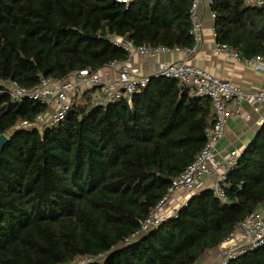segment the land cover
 <instances>
[{
    "label": "trees",
    "instance_id": "1",
    "mask_svg": "<svg viewBox=\"0 0 264 264\" xmlns=\"http://www.w3.org/2000/svg\"><path fill=\"white\" fill-rule=\"evenodd\" d=\"M189 0H0V80L22 88L123 62L135 46L191 50ZM215 42L242 60L264 58V9L213 0ZM96 36V38H90ZM46 107L0 89V264H195L264 203V123L224 182L201 190L156 229L143 221L193 162L213 124L210 100L151 77L131 104L77 98L42 129ZM230 264H264V246Z\"/></svg>",
    "mask_w": 264,
    "mask_h": 264
},
{
    "label": "built area",
    "instance_id": "2",
    "mask_svg": "<svg viewBox=\"0 0 264 264\" xmlns=\"http://www.w3.org/2000/svg\"><path fill=\"white\" fill-rule=\"evenodd\" d=\"M130 1L116 0L121 4H127ZM189 1V34L194 40V46L187 51L192 54L202 40V25L198 15L199 5L204 2L210 8L213 0ZM244 3L247 6L264 9V0H244ZM210 16L214 21V14L211 13ZM109 41L113 46L126 52L125 61H112L96 70L86 68L70 73L61 80L42 78L38 85L30 89L22 88L15 82L0 80V89L11 99L17 102L26 100L39 102L46 107L45 112L39 114L34 122L23 121L17 124L15 129L40 130L46 125L61 122L75 100L84 94H89L93 104L101 108L117 102H126L130 105L137 87L145 86L151 77L177 80L182 87L190 89L192 95L210 100L213 108V124L205 130V144L199 154L172 181L163 199L140 222V233L156 229L162 223L176 217L179 207L169 205L174 194L182 191L190 197L193 196L201 190L202 178L205 176L213 177L210 189L221 202H224V182L227 174L236 164L239 154L233 151L226 158L218 161L215 157V146L225 133L227 119L232 114H240L243 103L256 110L264 106V90L255 93L245 92L238 86L221 81L203 69L191 65L186 60L158 62L151 76H141L129 63L132 56L155 57L178 51V49L170 50L166 47L147 45L135 46L130 41L116 36L110 37ZM215 51L217 53L226 52L229 56L239 59L235 52L230 51L224 45L216 43ZM261 59L262 57H257L243 60V62L252 65ZM262 246H264V218L254 211L239 222L231 234L218 246L216 258L212 264H230L241 255L254 252Z\"/></svg>",
    "mask_w": 264,
    "mask_h": 264
},
{
    "label": "crops",
    "instance_id": "3",
    "mask_svg": "<svg viewBox=\"0 0 264 264\" xmlns=\"http://www.w3.org/2000/svg\"><path fill=\"white\" fill-rule=\"evenodd\" d=\"M210 14V8L202 2L198 8L202 25V40L192 54H189L187 50H178L155 57L134 55L129 59L131 67L138 75L151 76L158 62L169 63L186 60L191 65L203 69L221 81L238 86L245 92L255 93L264 90V58L255 64L248 65L242 59L233 58L226 52L217 53L215 51L213 20ZM263 123L264 106L256 110L243 103L240 114H232L226 121L225 133L215 146L216 160H223L233 151L240 155L255 138ZM212 181L213 177H203L201 190L210 189ZM189 198L188 194L179 191L174 194L169 205L180 208ZM255 211L264 218V203ZM217 248L206 251L195 264H212L216 258Z\"/></svg>",
    "mask_w": 264,
    "mask_h": 264
},
{
    "label": "water",
    "instance_id": "4",
    "mask_svg": "<svg viewBox=\"0 0 264 264\" xmlns=\"http://www.w3.org/2000/svg\"><path fill=\"white\" fill-rule=\"evenodd\" d=\"M90 38H96V36H90ZM7 140H8V137L5 134L0 135V152L3 149Z\"/></svg>",
    "mask_w": 264,
    "mask_h": 264
}]
</instances>
